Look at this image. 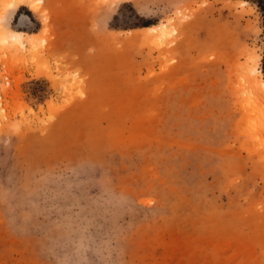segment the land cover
Listing matches in <instances>:
<instances>
[{
    "label": "rangeland",
    "instance_id": "374dc122",
    "mask_svg": "<svg viewBox=\"0 0 264 264\" xmlns=\"http://www.w3.org/2000/svg\"><path fill=\"white\" fill-rule=\"evenodd\" d=\"M255 69L251 0H0V264H264Z\"/></svg>",
    "mask_w": 264,
    "mask_h": 264
},
{
    "label": "bare ground",
    "instance_id": "6f19581e",
    "mask_svg": "<svg viewBox=\"0 0 264 264\" xmlns=\"http://www.w3.org/2000/svg\"><path fill=\"white\" fill-rule=\"evenodd\" d=\"M35 9H37V7H34ZM33 8V9H34ZM34 36H28L26 34L23 33H13L11 35V38H5L4 40H8L10 43L12 42V45L15 48H18L19 45L23 44L24 39H30ZM3 38V36H2ZM255 77L253 78V84L255 86V88L259 91L264 92V78H260L258 77V71L255 69L253 71Z\"/></svg>",
    "mask_w": 264,
    "mask_h": 264
},
{
    "label": "trees",
    "instance_id": "16d2710c",
    "mask_svg": "<svg viewBox=\"0 0 264 264\" xmlns=\"http://www.w3.org/2000/svg\"><path fill=\"white\" fill-rule=\"evenodd\" d=\"M257 7L259 8L260 12L264 16V0H251Z\"/></svg>",
    "mask_w": 264,
    "mask_h": 264
}]
</instances>
